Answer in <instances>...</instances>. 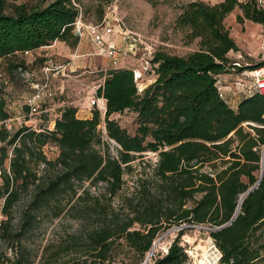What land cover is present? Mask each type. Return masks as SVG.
Instances as JSON below:
<instances>
[{
	"label": "trees",
	"instance_id": "16d2710c",
	"mask_svg": "<svg viewBox=\"0 0 264 264\" xmlns=\"http://www.w3.org/2000/svg\"><path fill=\"white\" fill-rule=\"evenodd\" d=\"M5 1L0 0V60L55 40L77 46L73 22L79 9L73 0L13 3L9 12ZM235 8L242 12L238 22L264 24V11L254 0H190L181 6L176 25L198 39L196 50L155 51V79L140 92L131 68L106 72L95 95L106 101L107 140L98 128V109L79 118L71 105L60 109L52 128L22 123L9 130L0 93V264H113L124 249L136 253L140 264L160 231L180 224L222 225L257 182L234 220L209 235L221 264H264V95L254 92L233 108L216 87L218 74L261 64L236 66L228 56L239 50L224 23ZM124 110L136 113L134 134L110 118ZM109 141L117 145L116 154ZM49 144L58 150L54 158L44 152ZM147 151L157 153L152 174L127 205L115 208L124 174ZM62 214L76 219L78 227L49 240L38 256L29 237L43 216L52 220ZM184 230L147 264H186Z\"/></svg>",
	"mask_w": 264,
	"mask_h": 264
},
{
	"label": "rangeland",
	"instance_id": "374dc122",
	"mask_svg": "<svg viewBox=\"0 0 264 264\" xmlns=\"http://www.w3.org/2000/svg\"><path fill=\"white\" fill-rule=\"evenodd\" d=\"M51 0H6L5 12L11 10L13 3H27L28 5H45ZM78 6L82 18L85 22L97 23L105 13H109L111 8L116 9L121 24L115 25V39L118 43L126 45L132 43V51L129 54V68L138 66L139 57L145 53V48L151 46L155 51H165L171 54L186 55L198 48V39H190L186 35L185 29L176 25V17L181 11V6L190 0H73ZM212 3L214 0H204ZM236 12L242 15L239 8H235L224 19L226 27L231 36L235 39L239 50L230 51L228 54L231 61H238L241 66L253 64L262 59L259 50V33L262 28L261 23H255L247 19L242 22L236 20ZM124 34H120V32ZM141 42H138L139 40ZM52 45V44H51ZM44 46L30 53H16L8 58L0 60V93L6 102V111L9 118L4 123L11 125V130L15 129L25 118L28 109L26 108L27 97L32 94L34 85L46 81L43 67L47 65L55 66L69 59L64 53V43L57 42L54 45ZM63 47V48H62ZM92 48V47H91ZM126 49V48H125ZM74 69V68H72ZM79 69V68H77ZM80 70L73 73H78ZM239 69L230 72H238ZM48 74V85L54 91L52 99L41 103L40 113L36 115L37 124L50 126L57 112V104L64 101L76 103L82 100L90 105L91 112L94 107L90 104L93 95L92 86L98 85L101 81L98 73H84L78 78L64 77L56 71ZM100 78V79H99ZM155 79V74L149 70L139 81L138 87L144 88ZM51 108L50 110H46ZM101 121L98 128L101 130L104 139L107 140L104 127V112L100 111ZM110 118L115 119L118 124L125 128L130 134H134L137 128L136 113L131 110H124L121 113H113ZM245 126V124H244ZM111 154H116V144L109 141ZM44 152L49 158H54L58 150L56 146L49 144L44 147ZM157 161V153L147 151L142 157H138L132 162V171L124 174L122 189L113 198V206L119 208L127 205L128 200L136 194V189L141 181L150 177L152 169ZM8 165V160L5 161ZM87 185V183L85 184ZM93 193L95 188H91ZM1 207V200H0ZM3 215L0 212V220ZM79 225L72 216L62 214L50 220L43 216L39 221L37 229L29 237L30 247L38 251L49 240L55 239L65 230L73 231ZM185 228L180 237V244L184 247L188 260L186 264H221L214 263L212 259H217V253L213 247V240L209 235L210 229L205 225H172L158 233L153 240L158 243L153 257L164 254L165 248L177 235V231ZM152 242V243H153ZM153 243V244H154ZM0 242V251L3 249ZM216 247V246H215ZM217 248V247H216ZM8 255L11 252L8 250ZM146 255V254H145ZM202 260V262H200ZM126 262L137 264L139 259L132 250L124 249L114 260L113 264ZM143 261H141L142 263ZM210 262V263H209ZM140 263V264H141Z\"/></svg>",
	"mask_w": 264,
	"mask_h": 264
},
{
	"label": "built area",
	"instance_id": "2783aa9c",
	"mask_svg": "<svg viewBox=\"0 0 264 264\" xmlns=\"http://www.w3.org/2000/svg\"><path fill=\"white\" fill-rule=\"evenodd\" d=\"M255 6L257 9L264 11V0H254ZM78 9L79 6L74 3ZM121 24V19L118 17L116 9L111 8L109 13H105L102 19L97 23L85 22L82 18V15L79 11L77 18L73 22V32H78L79 41L83 39H87L89 44L92 47L91 53L89 55L94 56H103L109 59L110 61V69H120V68H129L128 64L124 58L129 55L127 53L134 54L132 51L133 44L127 43L126 45H122L118 43L119 40L115 39V25ZM120 34H124L122 31ZM139 40V39H138ZM138 42H141L140 40ZM126 48V49H125ZM259 50L262 55L261 64L253 67V68H244L235 72L234 78L231 81H223L220 78L221 74L217 75L216 87L218 90V95L222 98L229 106L237 105L238 96L239 99L243 97H247L254 92H259L264 95V24L259 33ZM29 51H25L28 53ZM154 50L151 46H147L145 48V53L139 57V64L136 67L131 68L133 71L134 80L137 85L138 92L142 91L143 88L138 87V81L149 71L152 69L151 59L153 57ZM76 55L73 58H69L65 62H61L59 64H55V66L47 65L43 67V72L45 73L46 81L41 84L34 85V90L32 94L27 97L26 106L28 107V112L25 114V118L20 124H29L34 129L40 127L37 124L36 115H38L40 111V105L43 102H46L49 99H52L54 96V91L51 89L50 85H48V74L53 75L51 71H56V73H60L61 76L64 77H73L78 78L84 73H93L94 71L89 69L88 67H78L74 69H70L69 66L72 65ZM233 65L240 66L238 61H234ZM235 70L236 68H231ZM80 70L78 73H73L75 71ZM227 73V72H226ZM98 85H93V95L90 100V104L98 109L99 111H105L104 105H101L99 102V97L95 95L96 88ZM227 92L231 94V96H227ZM7 129H11L10 124H6ZM213 247L217 253V259H212L214 263L220 262L221 253L213 244ZM167 248H165L166 252ZM210 263V262H209Z\"/></svg>",
	"mask_w": 264,
	"mask_h": 264
},
{
	"label": "crops",
	"instance_id": "0c3cea01",
	"mask_svg": "<svg viewBox=\"0 0 264 264\" xmlns=\"http://www.w3.org/2000/svg\"><path fill=\"white\" fill-rule=\"evenodd\" d=\"M219 1H221V0H214V1H212L211 4L217 3ZM236 15H240V13L236 12ZM57 42H62V41L55 40L51 44L54 45ZM46 46H49V45H46ZM42 47H44V46H42ZM42 47H39V48H42ZM39 48H37V49H39ZM37 49H35V50H37ZM91 51H92V48H91V45L89 44V42L87 41V39L80 40L75 48H70L66 44L64 45V53L67 54V55H64V56H68V58H73L76 55H78V57L74 59L72 65L69 66L70 69L76 68V67H78V68H80V67L81 68L82 67H88L89 69L94 71L93 73H98V75H99V77L101 78V81H102V79L104 78L106 72L111 68L110 67V61H109L108 58L103 57V56L89 55V53H91ZM231 52H229L228 54H230ZM28 53H30V51ZM28 53H26V54H28ZM128 56L129 55H127L124 58V60L127 63H130V60H129ZM67 60L68 59H66L65 61H67ZM234 75H235L234 73L229 71L227 73H222L220 75V78H221V80L228 82V81H231L234 78ZM226 94H227V96H231V94L229 92H227ZM236 98L237 99H235V101L237 100V102H238L240 99L238 98V96ZM99 102H100V104L102 103L101 105H104V107H106V101H105L104 98L99 97ZM66 105H71V106L75 107L76 111H77L76 112V116L79 117V118H89L92 115V112L90 110V105L85 103L82 100L76 101V103L68 102L67 104L64 101H62L61 103L57 104L58 108H57V112L55 113V118L59 115L60 109L63 106H66ZM231 107L235 108L236 104H234ZM50 109L51 108H47L46 110L48 111ZM53 121L54 120H52V123L49 126V128L53 127Z\"/></svg>",
	"mask_w": 264,
	"mask_h": 264
},
{
	"label": "water",
	"instance_id": "95a60500",
	"mask_svg": "<svg viewBox=\"0 0 264 264\" xmlns=\"http://www.w3.org/2000/svg\"><path fill=\"white\" fill-rule=\"evenodd\" d=\"M75 35L78 36V32H77V31L75 32ZM263 151H264V148H263ZM262 172H263V164H262V169H261V173H260L259 179H260L261 176H262ZM259 179H258V180H259ZM257 183H258V182H257ZM257 183H256V184H257ZM256 184H254V185H252L251 187H249V188H248V189H247V190H246V191L240 196V199H239L238 205H237V207H236V209H235V212L233 213L232 217H231L228 221H226L225 223H223L222 225H219V226H217V227H215V228H212V229H210V230L220 229V228H223V227L229 225V224L234 220V218L236 217V215H237V213H238V210H239V208H240V204H241V201H242L243 197H244L248 192H250V191L256 186Z\"/></svg>",
	"mask_w": 264,
	"mask_h": 264
},
{
	"label": "bare ground",
	"instance_id": "6f19581e",
	"mask_svg": "<svg viewBox=\"0 0 264 264\" xmlns=\"http://www.w3.org/2000/svg\"><path fill=\"white\" fill-rule=\"evenodd\" d=\"M101 104H102V103H101ZM157 245H158V243H154V244L152 245V247L150 248V250H149L148 253L146 254V256H145V258H144V260H143V262H142L141 264H147V263L150 261V259H151L152 255H153V253L155 252V249L157 248ZM200 262H202V260H200Z\"/></svg>",
	"mask_w": 264,
	"mask_h": 264
}]
</instances>
